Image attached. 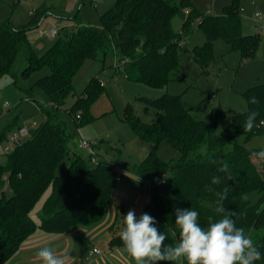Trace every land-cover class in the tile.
Masks as SVG:
<instances>
[{"label": "trees", "instance_id": "trees-1", "mask_svg": "<svg viewBox=\"0 0 264 264\" xmlns=\"http://www.w3.org/2000/svg\"><path fill=\"white\" fill-rule=\"evenodd\" d=\"M237 2L225 7L220 15H207L189 0H118L102 15V29L80 21L77 15L71 17L73 24L60 32L43 55L36 52L28 32L51 15L46 3L33 12L26 24L0 22V79L9 76L18 83L20 78L26 80L46 66L51 70L38 82L50 99L48 108L40 106L44 121L30 130L27 140L7 153L5 164L0 163V264H7L37 228L64 234L78 225L98 223L112 200L118 182L114 165L99 157L97 163H92L90 156L85 158L69 148L73 133L63 113L68 111L77 125L92 121L90 105L103 89L99 80L93 79L82 95L75 93L73 80L84 62L110 53L123 61L119 67L130 81L152 87L167 86L181 72L178 48L191 34L195 19H199L206 41L191 51V57L204 71L212 60L215 40L224 41L230 50L241 51L245 57L254 56L258 37L243 33ZM175 17L182 20L180 32L173 27ZM19 58L24 61L22 69L17 68ZM21 90L26 101H36L31 89ZM244 96L245 110L235 115L233 125L225 129H219L220 113H215L211 122L196 120L179 96L168 94L147 100V107L156 109L154 123L142 122L131 103L126 105L122 120L151 146L144 160L131 167L150 190V201L137 217L143 213L154 217L156 227L168 237L165 244H175L176 208L198 211L200 223L207 226L209 217L217 221L226 214H217L214 209L218 200L216 193L228 187L223 206L235 213L232 218L237 227L258 232L254 244L261 252V259L255 264H264V158L259 164L254 160L260 158L254 153L264 149L250 148L236 141L241 136L248 141L264 134V125H259L264 120V84L248 89ZM253 96L258 103L250 102ZM70 97L74 103L66 108ZM253 111L259 113L258 126L250 132L244 131L247 116ZM21 127L17 115L1 129L0 140ZM163 141L179 150L181 158L163 162L157 154ZM65 156L69 158L68 170L58 176L57 165ZM221 161L228 164V173L218 171ZM229 174L233 179H228ZM214 176L220 177L219 185L211 183ZM6 186L11 189V196L6 195ZM49 187L51 193L37 224L31 212ZM209 187L213 191H208ZM253 190L262 194L257 205H251L244 198L245 193ZM124 215V207L119 206L116 224L123 222ZM118 246L123 243L120 235H114L110 247Z\"/></svg>", "mask_w": 264, "mask_h": 264}, {"label": "rangeland", "instance_id": "rangeland-1", "mask_svg": "<svg viewBox=\"0 0 264 264\" xmlns=\"http://www.w3.org/2000/svg\"><path fill=\"white\" fill-rule=\"evenodd\" d=\"M118 0H0V22L12 21L15 25L26 24L33 12L46 3L51 11L39 27L28 32L29 39L34 43L39 55L45 54L56 42L57 38L48 37L45 32L51 27H58L60 32L71 26V17L77 15L84 23L102 29L104 27L102 15L109 11ZM179 2L180 0H171ZM199 12L207 15H220L224 8L238 3L242 16V31L244 34H253L258 37V50L254 56L245 57L241 51H232L222 40H215L212 60L206 71L204 67L191 57L195 47L202 46L206 41L204 32L199 27V19L192 23V31L188 38L182 41L178 48V56L182 65L178 79L164 87H152L142 82L130 81L125 72L119 67L121 59L110 53L100 55L97 59L84 62L73 80L77 95H82L93 79H98L103 89L90 105L89 111L93 120L77 125L72 115L65 111L64 118L73 133L69 144L71 152L88 158L89 152L81 147L82 140L96 145L98 157L114 165L116 175L122 173V181L116 184L115 194L107 204L103 218L91 226L78 225L86 232H82L76 241L75 248L80 252L76 256L81 264H96L97 257L103 256L106 264H135L128 255L124 246L106 247L102 240L109 228L116 222L118 204H125L129 211L139 208L150 198L148 184L132 176L131 167L140 164L146 157L150 144L136 136L130 125L122 120L123 112L128 103L133 104L140 120L152 124L156 121V109L147 107V100L159 98L165 94L179 96L185 108L189 109L196 120L211 122L213 115L220 113L219 129L233 125L234 116L246 108L244 93L257 85L264 84V0H189ZM260 18L256 20L255 16ZM182 20L173 19V27L180 32ZM24 61L19 58L17 68L22 69ZM51 73L49 67L31 75L28 79L20 78L18 83L9 76L0 79V132L4 125L15 116H19L20 125L29 127L33 123L40 125L44 121L43 108L50 106V99L38 84L40 78ZM31 89L36 101H26L22 90ZM74 98L66 101L65 107L70 108ZM17 130L8 133L0 140V163L7 161L6 147L14 150L16 146L30 137H21L11 140ZM237 143L250 148L264 149V134L254 136L245 141L244 137L237 138ZM157 154L163 162L170 163L181 158V152L163 141L157 148ZM261 158H255L259 164ZM69 158L65 156L57 165L56 174L61 176L68 170ZM7 196L12 195L11 189L6 186ZM51 193L49 187L31 212V218L39 223L42 207ZM251 205H257L262 199L259 191L245 193L244 197ZM246 235L253 241L258 232L243 228ZM122 230V229H121ZM92 232V235L88 234ZM261 233V232H259ZM95 236V237H93ZM70 238V237H69ZM71 244H72V239ZM99 248L102 255H89L91 248ZM73 244L70 254L74 252ZM93 252V251H92ZM75 253V252H74ZM89 260V262H87ZM104 263V264H105Z\"/></svg>", "mask_w": 264, "mask_h": 264}, {"label": "clouds", "instance_id": "clouds-1", "mask_svg": "<svg viewBox=\"0 0 264 264\" xmlns=\"http://www.w3.org/2000/svg\"><path fill=\"white\" fill-rule=\"evenodd\" d=\"M251 103H258L255 96ZM258 112L249 113L243 125L244 131L250 132L257 127L256 118ZM264 125V120L259 121ZM264 158V151L254 153ZM222 166L218 171L229 172V166L221 161ZM228 179H233L229 174ZM211 183L219 185V176H214ZM208 191H213L211 187ZM228 187L217 192L218 200L214 211L217 214H225L217 221L208 218L207 226L200 223V214L191 209L175 210V226L178 236L175 244H165L168 239L164 232L156 227V220L147 213L137 217L135 210H129L123 217V228L120 239L128 255L135 264H255L261 259V252L254 244L251 236L246 235L243 228L236 226L232 218L235 213L229 212L223 206L227 200ZM247 199V197H244ZM37 261L42 264H65L62 256L58 255L53 248L41 247L36 252Z\"/></svg>", "mask_w": 264, "mask_h": 264}, {"label": "crops", "instance_id": "crops-1", "mask_svg": "<svg viewBox=\"0 0 264 264\" xmlns=\"http://www.w3.org/2000/svg\"><path fill=\"white\" fill-rule=\"evenodd\" d=\"M49 17H51V15ZM72 24H73V21H71V25ZM150 149H151V146H150ZM150 149H149V151H150ZM149 151H148V153H149ZM131 173H132L131 174L132 176L134 175L135 177H137L132 171H131ZM118 176L121 178L119 181H122V177H121L122 173L120 175H116V178ZM137 178H139V177H137ZM115 194H117V193L114 191L113 196ZM149 201H150V198L144 205H142L139 208V211L136 215L140 214L143 211V209L149 203ZM119 206H123L124 210L126 211V214H127L128 210L125 208V204L120 203V204H118V207ZM37 224H39V223H37ZM85 227H87V226H85ZM122 228H123V222H121L119 224H116V222H115L109 228L108 232L106 234H104L103 239H102L105 241L106 247H108L109 249L112 248V247H110V241L114 235H120ZM82 232L84 233L86 231L83 230L82 228H80L79 226H76L70 232L64 233V234H55V233L47 232L41 228H37V230L34 232V234L31 235L29 238H27V240L23 243L21 249L17 252V254L7 264H42V262L37 261L36 252L43 246H48V247L53 248V250L58 255H60L64 258L65 264H81V261L77 260L75 258V255L80 257V252L75 248V245H76V241L80 237L79 234H81ZM88 234L92 235V232H88ZM93 237H95V236H93ZM70 239H72V244L74 246L73 250L75 252V253L73 252L72 255L70 254V248L72 245ZM94 248H97V247L93 246L91 248V250L89 251V255H99V256L102 255L101 251H100V253H93L92 251ZM87 262H89V260H87ZM95 262H96V264H104L106 262V260L103 258V256H101V257H97Z\"/></svg>", "mask_w": 264, "mask_h": 264}, {"label": "built area", "instance_id": "built-area-1", "mask_svg": "<svg viewBox=\"0 0 264 264\" xmlns=\"http://www.w3.org/2000/svg\"><path fill=\"white\" fill-rule=\"evenodd\" d=\"M94 2H97L98 0H93ZM256 20L258 18H260L259 15L255 16ZM45 34L48 37L51 38H55L58 37L60 35V29L58 27H51L50 29H48ZM182 44V41L180 43V45ZM123 63V61H121V64ZM37 126V124L33 123L32 125H30L29 127H25L22 126L19 130L16 131V133L13 134V136L11 137V140H19L21 137H26L29 133L31 129H34ZM81 147L89 152V156H90V160L92 163H97V159H98V154L97 151L95 149V144L91 143L87 140H82L81 142ZM6 153L10 152L11 149L9 147L5 148ZM121 178L118 176L117 177V181H119ZM93 253H100V250L97 248L93 249Z\"/></svg>", "mask_w": 264, "mask_h": 264}]
</instances>
